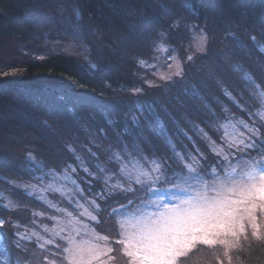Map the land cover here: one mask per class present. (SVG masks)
Wrapping results in <instances>:
<instances>
[{
	"label": "trees",
	"instance_id": "obj_1",
	"mask_svg": "<svg viewBox=\"0 0 264 264\" xmlns=\"http://www.w3.org/2000/svg\"><path fill=\"white\" fill-rule=\"evenodd\" d=\"M187 2L191 8L184 6L185 0H0V48L4 39L30 41L42 36L47 26L48 9L52 10L58 4H72L79 10L78 24L94 62V66L89 67L79 58L51 54L25 62L21 75L0 74V193L9 194L16 204L11 207V211L0 208V218L10 219L20 225L18 229L4 225L5 239L0 241V264L16 260L35 264L47 254L34 241L23 242L27 252L12 243L16 239L12 235L14 231L23 232L30 227L38 229L39 224L47 221L41 215L50 214L51 209L44 202L13 186L10 180H32L36 172L40 171L35 163L45 170L58 172L68 165H76V160L67 151V145L77 149L89 171L96 172L92 166L96 161L89 162L87 153L81 150L84 146L92 147L89 133L103 128L109 134L108 138L96 142L102 148L116 145L112 127L107 121L112 120L116 124L115 131L121 132L128 115L139 116L137 107L146 101L160 100L165 103L181 127L196 140V146L209 156V163L214 162V155L196 139L183 119L186 115L207 131L205 117L199 110L201 103L184 97L181 86L176 85L172 92L181 95L184 105L180 106L174 100L168 104L162 90L145 87L141 79L147 80L150 75L138 62L152 58L155 44L160 43L159 33L167 30L168 23L180 19L182 25H198L196 29L202 28L208 32L209 55L198 59L196 67H200L203 62L212 64L215 78L210 80L192 69L194 75L187 76L186 82L195 84L217 113H220V106L213 97H218L231 110L232 116L249 120L245 112L224 97L216 80L249 111L259 109L260 105L249 95V89L241 76L247 72L264 88V54L259 50L260 45H264V35H261V29L264 28V0ZM226 33H235L240 46L226 48L225 43H234L231 38L224 40ZM190 35L191 32L182 26L178 35L173 34V41L184 46ZM250 36H255L259 45L254 44ZM224 52L228 53L227 58L219 55ZM237 67L241 71H237ZM136 88H144L145 94L134 97L132 91ZM240 93H243L242 100ZM160 115L169 134L177 142L178 149L183 151L180 145L187 144L191 150L192 145L183 136L175 134V125L168 116L162 112ZM141 125L143 135L157 142L143 119ZM129 126L143 144L139 140L141 129L132 127L130 122ZM85 128L88 129L87 133ZM221 134L222 131L218 134L209 131L212 139L217 141ZM92 138L96 139L95 136ZM124 140L129 145V151H133L131 137L125 135ZM92 150L97 151L96 148ZM114 150L119 151V147ZM29 154L35 158V163L27 159ZM97 155L100 157L99 162L111 170L107 173L116 175L118 165L108 164L107 157L98 151ZM157 155L169 157V163L179 171L170 152L165 150ZM80 173L85 176L81 169ZM97 175L102 176L100 173ZM87 180L91 181L92 192L104 189L103 177L100 180L88 177ZM88 188H85L86 194H90ZM126 196L113 195L106 202L100 200L102 211L99 212L101 221L96 224L97 231L106 235L115 233V223L112 217L107 216L105 207L125 202ZM0 205H5L2 197ZM105 220H109V223L105 224ZM110 242L119 252L115 241ZM227 253L231 256L232 264H264V239L247 238ZM225 258L226 250L220 245L209 249H203L200 245L181 264H219ZM117 263L126 264L123 258H119Z\"/></svg>",
	"mask_w": 264,
	"mask_h": 264
},
{
	"label": "snow or ice",
	"instance_id": "obj_2",
	"mask_svg": "<svg viewBox=\"0 0 264 264\" xmlns=\"http://www.w3.org/2000/svg\"><path fill=\"white\" fill-rule=\"evenodd\" d=\"M184 6L191 8L187 0H185ZM182 26L188 32L199 28L198 25H182L180 19L168 23L167 30L159 33L160 43L155 44L152 55L153 60L161 63L159 54H167L166 60L162 62V66L167 69V72L158 76L153 72V81L141 79L145 87L162 90L168 104L174 100L176 104L184 105L181 95L172 92L176 85L181 86L184 97L193 102L199 101L201 103L199 110L205 117L204 123L208 126L207 131L186 115L183 116V119L196 139L200 140L208 151L216 157L215 163H209V156L196 146V140L193 139V136L189 135L184 127H181L180 123L169 112L166 104L161 103L160 100L146 101L143 105H138L139 116L130 113L124 121L121 132L115 131L116 124L112 120L107 121L108 125L112 127L113 135L117 141L116 145L102 148L96 142L98 139L108 138L109 134L103 128H99L95 133H89V143L92 147L84 146L81 150L87 153L89 162L96 161L92 165L96 172L89 171L85 166V160L77 153V149L72 145H67V151L76 160V166L68 165L64 169V175L61 179L70 182L74 186L75 192L72 189L49 185L50 191L60 192L70 204L73 203V197L76 194L83 196L84 189L72 178V174H75L79 168L89 178L100 180L103 177V183L106 187L96 193V197L101 201L106 202L117 191L120 193L135 192L136 189L125 188L119 181L116 184L111 183L113 177L106 175L111 170L99 162L98 151L107 157L106 162L108 164L118 165L119 173L126 176L131 183L140 186L146 196H155V200L149 199L147 203L154 205L160 211L157 213L146 212L143 211L144 205H141L134 212H129L128 208L133 203L131 200L128 201V204H122L119 207L109 206L111 208L109 215L118 218L115 223L118 225L119 239L115 243L119 246V252L112 247H107L106 251H101L98 244L89 240L76 241L65 235L60 238L67 241L68 246L61 249L59 244L55 245L62 253L60 258L65 264H109V262L110 264H117L119 258H123L126 264H181L183 260L188 259L190 254L197 250V245H227L228 241L220 237L229 234L232 237L246 235L248 224L251 225L253 236L264 239L258 231L257 222L258 213H264V132L261 131L264 129V88L257 84L247 72L241 76L249 89V95L260 105L256 111H249L248 107L241 104L236 96H233L219 80H216L217 86L229 103L245 112L252 123L249 124L232 116L231 110L218 97H213L220 106V113H217L205 100L201 90L195 84L186 82L187 76L194 75L192 69L202 73L210 80L215 78L212 64L203 62L200 67H196L198 59L209 55L208 32L205 29H200V43L194 52L190 53V46H179L173 41V34L178 35ZM261 35H264V28L261 29ZM229 38L234 43H225L226 48L231 49L240 46L239 37L235 33H226L224 40L227 41ZM250 39L254 44L259 45L255 36H250ZM259 50L264 54V45H260ZM178 51H183L185 55L183 57L171 55ZM219 55L227 58L228 53L224 52ZM168 60L174 61V69L173 64L168 63ZM138 63L146 69H156L157 67V63L149 64L146 60H141ZM236 70L241 71L239 67ZM144 94V88H136L132 91L134 97H140ZM239 95L242 100L243 93ZM161 112L166 114L172 124L175 125V134L183 136L192 145L191 150L187 144L180 145L183 151L178 149L177 142L169 134L161 119ZM92 119L95 118L92 117ZM141 119L153 131L157 142L143 135ZM129 122L132 127L141 129L139 140H142L143 144L137 140ZM237 124L244 131L239 132L237 130L235 135H230L229 130H236ZM84 131L87 133L88 129L85 128ZM209 131L217 134L223 131L224 135L219 137L220 144L212 139ZM125 135L131 137L133 151H129V145L124 140ZM93 136L96 139H93ZM115 147H119V151L114 150ZM92 148H96L97 151H93ZM165 150L171 153L179 171L169 163V157L157 155L158 152ZM253 152L257 155L253 156ZM27 159L35 163V158L31 154ZM129 165H131V170H127ZM35 167L39 168L40 165L35 163ZM97 173L102 174V176L97 175ZM45 175H49V173ZM43 178V175L36 177L39 180H43ZM83 182L91 187L90 180ZM156 185H161L163 188L157 189ZM28 194L31 195V193ZM39 199H43V193ZM166 200L171 202L167 203ZM88 204L94 211H102L100 204L95 199L88 200ZM73 206L83 208V205L79 204L78 201ZM50 207L54 206L50 205ZM0 208L13 210L10 204L0 205ZM84 213L88 215L90 220L97 224L100 223L97 216L88 213L87 209L84 210ZM136 213L140 214L137 216ZM67 214L71 215L70 213ZM34 215L41 214L34 213ZM5 224L15 229L20 227L19 224L10 219L0 218V241L5 239ZM45 231H47L46 228ZM12 235L16 238L12 240V243L22 251H28L23 242L33 241L34 237L38 246L41 249L45 248L44 243H39L41 238L36 233L28 234L14 231ZM56 235L59 236V233ZM77 235H79L78 230ZM95 239L109 241L107 236H96ZM46 243L53 244V241L48 240ZM52 255L55 256L56 253H52ZM44 259L46 264H55V261H48L47 257ZM18 264H20L19 261Z\"/></svg>",
	"mask_w": 264,
	"mask_h": 264
},
{
	"label": "rangeland",
	"instance_id": "obj_3",
	"mask_svg": "<svg viewBox=\"0 0 264 264\" xmlns=\"http://www.w3.org/2000/svg\"><path fill=\"white\" fill-rule=\"evenodd\" d=\"M47 16V26L43 32V35L40 37H35L32 40H21V39H4L2 41V48H0V74L1 75H21L23 72L22 66L25 62L30 61L31 58H43L49 56L51 54H65L69 56H73L79 58L82 63L87 64L89 67L94 66V62L90 56V52L88 49V45L85 41L83 32L81 31L78 20L80 18L79 10L75 5H60L58 4L52 10L48 9L46 12ZM201 29V28H200ZM200 29H192L190 39L185 42L184 46H190L189 52L193 53L195 48L200 43ZM209 36V34H208ZM210 38V36H209ZM4 48V49H3ZM173 57H183L185 55L184 52L178 51L171 54ZM167 54L160 53L159 54V61L161 63H157L152 58L147 60L149 64L157 63L156 69H146L149 72L147 77L148 81H153V72L156 73L158 76L161 73H166L167 69L162 66V62L166 60ZM168 63L173 64V69L175 67V63L173 60H168ZM239 118V117H237ZM249 124L252 123V120H245L243 118H239ZM257 123H259L257 121ZM243 132L244 129L240 127L238 124L236 125V130L230 129V135H235L236 131ZM264 132V129L261 130ZM224 133L222 131L221 136ZM214 140V139H213ZM217 144H220V139L214 140ZM227 151V149H226ZM213 155V154H212ZM253 156L257 155V153L253 152ZM127 160V158H125ZM216 157L214 156L215 163ZM143 163V161H140ZM74 167L76 165H73ZM127 170H131V165L128 166ZM49 173V175H45ZM43 175V180L36 179L38 176ZM64 175V169L61 172L53 171V170H45L40 165V171L36 172L34 178L30 181H22V180H10V183L13 186H16L22 189L24 192L31 193L36 199L44 202L50 209L51 212L48 215H41L43 218H47V221L44 220L41 224H39V228L30 227L28 230H24L22 233H36L41 239L39 243H44L45 248L41 249L36 242L35 237L33 241L36 242V245L41 250L45 251L47 254L43 255V259L41 261H36L38 263L35 264H46L45 257H47L48 261H55V264H65V262L60 258L62 253L59 249L55 247V245L59 244L60 248L67 247V241L62 240L61 236H69L76 241H83L89 240L94 244L100 245L101 251H106L107 247L115 248V246L110 242L116 241L119 239L118 236V225L115 221L118 219L117 217H112L109 215L111 208L109 206L105 207L108 210L107 216L113 218V223H115V233L111 235L103 234L102 232L97 231L96 229V222L89 219L88 215L84 213V210L87 209L88 213L97 216L98 220L100 219L99 212L93 210V208L88 204V200L95 199L97 203H100V200L96 197V193L92 192L91 188L89 187L88 190L90 194H86L85 188L89 185L85 184L83 181L87 180L88 177L80 173V169L77 168L75 174H72V178L77 181L82 189H84L83 196L76 194L73 197V203L70 204L68 200L61 195L60 192H53L49 190V185L53 187H62L64 189H72L75 192L74 186L70 182H66L61 177ZM106 175L112 176L111 183L116 184L118 181L122 184L125 188H132L136 189L135 192L128 191L120 193L117 191L115 196L124 195L126 194L127 198L124 200L125 202L121 203H112L111 207H119L122 204H128V201L131 200L133 203L129 206L128 211L134 212L135 209L144 205L143 211L157 213L160 209H157L154 205H150L147 203L149 199L155 200V196H146L145 192L140 189V186L136 185L135 183H131L126 176H123L119 173V168L117 169V173L111 172L107 173ZM104 184V188H105ZM157 189H162L163 186L156 185ZM102 191V190H100ZM98 191V192H100ZM43 193V199H39ZM0 197L3 199V203L10 204L11 207H14L16 204L14 203L12 197L5 193L1 192ZM79 202V204L83 205V208H76L73 206L75 202ZM116 202V201H115ZM167 203H170V200H166ZM53 205L54 207H50ZM59 209V210H58ZM70 213L71 215H68ZM137 216L140 213H136ZM54 218V219H53ZM257 222L259 225V233L262 237L264 234V213H258L257 215ZM109 223V220H105V224ZM45 228L47 231H45ZM63 229V231H61ZM77 230L79 231V235H77ZM252 228L251 225L248 224L246 226V235H238L236 237H232L230 234L227 236L220 237L221 239H226L228 241L227 245L223 244H214V245H202L203 249L213 248L216 245H220L226 250V258L224 260H220L219 264H232V259L230 255H227L232 249H236L242 240L247 238H256L257 237L252 235ZM59 233V236L56 235ZM96 236L109 237V241H104L102 239L97 240L95 239ZM113 236V238H111ZM52 240L53 244H47L46 241ZM32 242V241H31ZM197 245V248L200 246ZM52 253H56V255H52ZM229 256V259H227ZM19 260L16 261H8L6 264H18ZM20 264H34L32 262H21ZM110 264V262H109ZM118 264V263H117Z\"/></svg>",
	"mask_w": 264,
	"mask_h": 264
}]
</instances>
